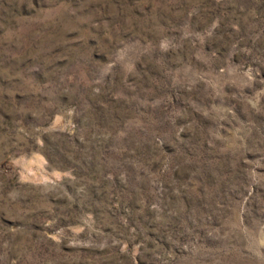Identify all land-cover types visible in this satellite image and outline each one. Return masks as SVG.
<instances>
[{
  "label": "rangeland",
  "instance_id": "374dc122",
  "mask_svg": "<svg viewBox=\"0 0 264 264\" xmlns=\"http://www.w3.org/2000/svg\"><path fill=\"white\" fill-rule=\"evenodd\" d=\"M0 264H264V0H0Z\"/></svg>",
  "mask_w": 264,
  "mask_h": 264
}]
</instances>
